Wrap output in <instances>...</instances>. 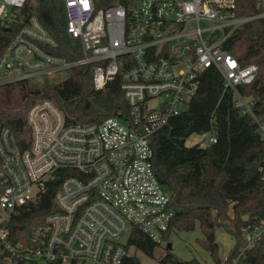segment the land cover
I'll return each instance as SVG.
<instances>
[{"label":"built area","instance_id":"built-area-1","mask_svg":"<svg viewBox=\"0 0 264 264\" xmlns=\"http://www.w3.org/2000/svg\"><path fill=\"white\" fill-rule=\"evenodd\" d=\"M26 1L0 0V20L16 28L0 54V85L92 65L96 90L119 77L128 110L75 121L54 100H37L26 149L10 126L1 128L0 264H122L135 231L157 245L168 239L174 211L156 172L153 135L188 110L206 68L221 73L233 107L251 116L264 140V115L238 89L258 65L223 46L236 29L264 18V0H253L251 12H239V0H62L68 34L81 47L71 59L51 50L58 42L35 14H21ZM203 139L216 142L215 129ZM54 185L53 210L19 235L23 208ZM242 235L234 264L264 243V216Z\"/></svg>","mask_w":264,"mask_h":264},{"label":"trees","instance_id":"trees-1","mask_svg":"<svg viewBox=\"0 0 264 264\" xmlns=\"http://www.w3.org/2000/svg\"><path fill=\"white\" fill-rule=\"evenodd\" d=\"M114 1L131 5L135 0H102V3L107 5ZM254 10L253 0H239V12ZM21 14H35L39 18L58 42V46L51 49L53 52L69 59L81 54L79 40L68 34L62 0H27ZM15 29L0 20V54ZM223 46L241 63H257L254 80L238 89L253 97L254 112L264 115V18L251 20L236 29ZM93 70L92 65L76 66L65 79L42 86H32L28 80L0 85V130L5 125L10 126L21 148H28L32 136L28 110L43 98L54 100L67 119L75 121L100 120L120 110L127 112L128 103L119 77L109 82L105 90H96ZM233 96L232 90L225 89L221 73L215 67H208L201 74L199 90L188 110L171 117L169 123L153 135L156 172L171 194L174 211L169 233L175 228L193 230L199 224L204 234L202 243L219 262L215 229L224 226L236 237L225 264L235 263L238 250L245 243L243 226L264 216V140L251 116L233 107ZM212 129L216 131V142L206 145L186 142L190 135ZM56 189L57 186H51L39 201L23 208L14 224L19 235L22 230L30 233L45 214L53 210ZM245 215H249L247 220ZM131 247L154 257L158 245L141 231H135L129 243ZM174 259L173 253L168 252L161 262ZM122 264L141 262L129 252ZM238 264H264V243L240 257Z\"/></svg>","mask_w":264,"mask_h":264},{"label":"rangeland","instance_id":"rangeland-1","mask_svg":"<svg viewBox=\"0 0 264 264\" xmlns=\"http://www.w3.org/2000/svg\"><path fill=\"white\" fill-rule=\"evenodd\" d=\"M68 74V71H61L54 75H45L31 79L30 83L32 86H42L46 83L63 80ZM100 105L101 104H98V106ZM206 137L207 133H194L186 138V142L188 144L202 142L204 141L203 138ZM230 213L233 214V211L230 210ZM215 238L219 245V262L212 256L207 246L202 243L204 234L199 224H196L193 230L172 229L168 239L159 244L155 249L154 257L134 247H131L130 252L139 258L141 264H178L179 261H183L185 264H225L231 249L236 243V237L224 226H217L215 229ZM169 243L172 244L171 247L168 246ZM168 252L173 253L175 259L168 263L161 262V258ZM228 264L233 263L229 262Z\"/></svg>","mask_w":264,"mask_h":264},{"label":"water","instance_id":"water-1","mask_svg":"<svg viewBox=\"0 0 264 264\" xmlns=\"http://www.w3.org/2000/svg\"><path fill=\"white\" fill-rule=\"evenodd\" d=\"M248 216H249V215H245L244 219L247 220V219H248ZM168 246L171 247L172 244L169 243ZM178 264H185V262H183V261H179Z\"/></svg>","mask_w":264,"mask_h":264}]
</instances>
